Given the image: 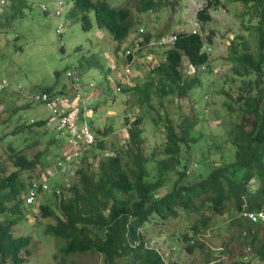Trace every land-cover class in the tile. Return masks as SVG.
Returning a JSON list of instances; mask_svg holds the SVG:
<instances>
[{
  "label": "trees",
  "instance_id": "16d2710c",
  "mask_svg": "<svg viewBox=\"0 0 264 264\" xmlns=\"http://www.w3.org/2000/svg\"><path fill=\"white\" fill-rule=\"evenodd\" d=\"M72 1L70 16L80 18L86 31L96 25L107 29L119 42L130 35L135 19L129 7H116L107 0ZM232 1L254 9L250 21L255 23H250L247 29L257 34L253 35V47L252 39L242 43L233 40L227 56L232 63L234 80L240 78L244 88H248V94L242 98L246 102L241 122L231 123L227 138L217 145L219 151L226 143L232 144L233 153L222 156L230 161L224 162L222 158L218 163L211 161L209 149H201L198 144L201 133L196 127L201 119L197 112L185 115L179 123L169 115L166 119L161 114L158 119L153 118L157 127L161 124L164 127L165 138L150 154L145 151L142 123L156 108L153 97L158 96L159 104L164 107L170 95L190 97L202 84L200 75L184 76L180 69L182 58L188 56L194 65L207 64L208 68L211 64L210 55L200 53L205 43L202 37L183 33L166 51L167 58L143 80L144 85L137 81L124 88L127 93L136 95L145 116L139 114L133 121L127 119V144L121 147L114 140L108 145L106 138L111 136L113 125L103 131L98 128L97 140L80 152L81 161L70 185L56 183L51 177L48 181L42 180L38 165L44 152L31 158L18 146L10 144V149L6 150L8 157L0 156V264H22L26 259L23 251H28L31 236H14L13 228L25 218L22 206L29 183L38 186L41 217L53 220L46 225V233L62 241L59 264L76 254H100L105 264H120V258H125L124 264H171L155 248L146 247L140 229L154 218H176L181 212L187 216L196 214L195 224L179 237L189 253L205 245L200 237L211 228L212 217L228 213L232 218L230 224L242 230L238 234L242 247L249 248L254 256L242 253L240 259L228 263L220 260L218 264H252L256 258L264 263L263 221L253 223L239 216L243 210L258 211L264 204V87H261L264 84V0ZM220 4L221 0H208L206 8ZM157 5L156 0H138L140 12ZM33 7V0H10L0 17V34L14 21L24 19ZM200 18L203 22L210 20L206 10L200 13ZM210 42L212 35L208 38ZM43 90L55 93V89L48 87ZM230 116L232 121L234 113ZM45 124V120L32 123L40 127ZM248 124L251 128L246 129ZM194 149L200 156L193 169ZM150 164L154 167L152 171ZM24 171L31 175L23 176ZM255 176L260 180V187L252 193L247 184ZM169 183L172 188L158 197L157 192ZM212 253L209 249L206 263L219 259L211 257Z\"/></svg>",
  "mask_w": 264,
  "mask_h": 264
},
{
  "label": "rangeland",
  "instance_id": "374dc122",
  "mask_svg": "<svg viewBox=\"0 0 264 264\" xmlns=\"http://www.w3.org/2000/svg\"><path fill=\"white\" fill-rule=\"evenodd\" d=\"M40 1L38 0L31 10L29 18L15 23L14 30L18 32L17 34L12 30L10 33L1 34L0 37V63L2 66L0 76L11 81H19L24 85V88L21 91H16L15 94L12 93L15 90L9 88L0 95V156L4 159L8 157L6 150L10 149V144L18 146L31 158L39 152H44L46 160L44 161L43 158L38 165L42 180L48 181L51 177L54 182L68 186L75 179L76 169L73 170L62 165L61 159L57 157L58 148L53 138L58 139L60 136L52 129L50 120L46 126L32 125L33 121L47 119L50 112L44 104L37 102L33 104L29 100L31 89L39 90L35 86L38 84L40 87L55 89V93L61 94V99H71L72 92L69 91L71 83L66 76V69L70 65H75L80 56L77 54L76 47H82L81 52L83 51L82 54L87 56V60H91L92 55L96 59L103 60L105 59L104 52L112 50L114 39L106 30L98 32L96 26L90 31H85L81 22L78 19H73L69 23L66 33L63 34V45L61 38L54 31V16L47 18L44 16L39 7ZM109 1L114 6L126 5L131 8L136 24L128 41L131 39L134 42L135 37L142 39L137 31L139 27H144L145 31L154 35L153 40H156L159 33L164 31H174L175 33L184 30L190 31L192 26L188 22V14L183 7L187 6L189 2L200 3L205 0H159L160 7L154 13H140L136 0ZM221 2L222 5L219 7L211 8V19L208 22H203V24L198 19V28L202 32L203 38L208 40V36L213 35L212 44H210L213 70L210 74H202L201 86L192 91L190 97L178 98L170 95L165 100L163 107L159 104V97L154 96L153 103L156 108L152 111L151 116L145 117L139 109L136 95L127 93L124 88L117 94L114 92L103 93L101 99L96 92L93 93V96L90 93L84 96L82 106L91 108L85 117L86 123L94 127L95 132L98 128L103 131L113 125L110 128L111 136L106 138L108 145H112L114 140L121 147L126 145L129 140L128 127L125 125L127 119L133 121L140 114L145 117L142 123L145 129L143 133L145 151L150 154L155 147L163 143L165 138L164 127L162 124L157 127L153 118L158 119L161 114L163 119H166V116L169 115L179 123L185 115L197 112L201 119L196 126L201 133V140L198 143L202 147L201 149H209L211 161L218 163L220 158L224 162L230 161V158L222 156L233 153L232 144L226 143L223 150L219 151H217V145L221 140L227 138L231 123L237 125L241 122L243 105L246 102L242 98L248 94V88H244V82L240 78L234 80L232 63L227 56L233 40L242 43L244 40L252 39L251 46L253 47L255 38L252 37L257 33L247 29L254 9L232 0H221ZM252 21L255 23L254 20ZM18 34L21 37L17 43L23 49L17 50L14 40ZM147 48L155 54L152 62L144 60L137 64L138 72L133 75L138 77H127V73H123L125 86L135 84L137 81L144 85L145 81L143 82V80L154 68V65L165 58L166 47L149 45ZM187 66L188 60L185 58L183 69ZM186 74L189 77L194 75L187 72ZM250 77L255 79L253 76ZM83 82L80 92L84 94L90 87L89 82H94L95 86L99 88L100 85L107 87L105 78L94 66L83 75ZM156 83L155 81L154 84ZM261 87H264V84ZM127 100L128 104L125 103ZM96 106L98 107L95 108ZM230 113H234L232 121L229 117ZM251 119H253V115H251ZM249 128H251V124L246 125V129ZM59 139H61V146H58L62 147L64 151L68 150L69 146L64 139ZM195 150L197 149H194V158L191 159L193 169L197 165L196 159L200 156V153ZM153 169L154 167L151 166V171ZM22 175L26 177L31 174L24 171ZM51 185L54 184L51 183ZM258 186L259 181L256 178L249 184V190L255 191ZM171 188L172 184L170 183L163 186L157 192V196H164ZM41 202L40 199L29 206L23 203L25 218L13 228L14 236H31L29 252L23 251V256L26 259L22 264H59L61 260L59 246L62 241L55 235L46 233V225L53 220L41 217L39 211ZM195 215L187 216L181 212L176 218L172 216L168 219L154 218L140 229L145 236L146 247L155 248L166 261L173 264H218L220 260L228 263L240 259L242 253L252 254L249 248L242 247L240 243L242 239L238 235L242 230L237 225L230 224L232 218L228 213L212 217L211 228L200 237V241H203L205 245L198 246L199 248L194 253H189L179 237L184 230H188L195 224ZM246 215L247 213L244 211L239 214L242 217H246ZM262 221L264 223V214ZM209 249L214 252L210 256L219 259L206 263V254ZM118 263L124 264L125 258L118 259ZM63 264H105V260L100 254H76L69 255ZM252 264L264 263L256 258Z\"/></svg>",
  "mask_w": 264,
  "mask_h": 264
},
{
  "label": "clouds",
  "instance_id": "9594fccd",
  "mask_svg": "<svg viewBox=\"0 0 264 264\" xmlns=\"http://www.w3.org/2000/svg\"><path fill=\"white\" fill-rule=\"evenodd\" d=\"M92 1L93 2H100L103 0H92ZM107 1L110 3L109 0H107ZM33 2H34V6H35L38 3V0H33ZM136 2L138 5V0H136ZM156 2L158 3L157 7L150 8L149 10L143 11V12H140L139 9H138V11L140 13H145V12L154 13V11L157 10L158 7H160V1L156 0ZM39 3H40L39 7L43 11V14L46 18L49 16H54L53 17V20H55L54 31H56L57 35L61 38V40H62L63 34L66 33V30H67L69 23L71 21H73V19H78L81 22V25L83 28L84 23L81 21L80 18H74V17L70 16L71 9L74 6V3L72 0H41ZM9 5H10V0H4V3L0 5V17L5 13V11L7 10ZM207 5H208V0H205V1L200 2V3L199 2H192V3L189 2L187 6L183 7V9L188 14L187 19H188V22H190V26H192V29L190 31L184 30V31L176 32V33L174 31L173 32H170V31L160 32L156 40H153L155 38V36L152 35L151 33H148L147 31H145L144 27H139L137 31L142 36V39L135 37L134 42L131 39L128 41V38L131 35V33L135 27V24H136V22H134V26L131 30V33L127 37L126 40L119 42L118 40H115L113 38L114 43L112 45V50L109 52L108 51L104 52L103 57L105 59H103V60L96 59L93 57V55L90 57L91 60H89V59L87 60V56L82 54L83 51L81 52L82 47L77 46L76 47L77 54H80V56H79L75 65H70L66 69V76L69 79V83H71V86L69 87V91L72 92L71 99H67V98L61 99L60 93L59 94L58 93H49V92L43 90L45 87H40L38 84H36L35 86L38 87L39 90L31 89V95L29 97V100L32 101L33 104H35L36 102L42 103L47 107L50 114H49L47 119H44L46 121V124L48 123V120H50V125H51L52 129L56 133H58L60 136L59 138H63L64 141L66 142V144L69 146L68 150L64 151V149L62 147H59V146H61V139H59V138L54 139L53 138L54 142L56 143V147L58 148L56 151V155H57V157H59L61 159L62 165H65V166L75 170L81 161L80 152L82 150L86 149V145L89 146V145H91V143H93L97 140V134L98 133L91 129L90 124H87L86 119H85L87 112H90L91 108L82 106L84 96L86 94H88L89 91L95 89L96 86H95L94 82H89L88 83L90 85L89 89L86 91L85 94L81 93L80 90H82V86L84 84L83 75L86 72L90 71L92 66L96 67L98 69L99 74H101V76L105 78V80L107 82V87L109 88L110 92H114L115 94H117L118 92L121 91L122 88L127 87V86H125V83L123 81V73L124 74L127 73L126 74L127 77L133 76V78H134V76H137V75H133V74L138 72L137 71V68H138L137 64L144 62V60H146V62H149V63L152 62L153 56L155 54L153 51H150L147 48L149 45H152V46L157 45V47L161 45L163 47H166L165 50L167 51L169 48H171L174 45V43L177 41L178 37L183 33L199 34L202 37V39L205 41V43L201 47L200 53H205V52L208 53L210 55V61H211V53L210 52L212 50V47L210 44H212V42L208 43V40H205L203 38V34L198 28L199 20L203 23V19L200 18V13L202 11L206 10L208 15L210 16V19H211V13H212L211 8L212 7H214V8L219 7L220 5H222V2L219 6H210V7L206 8ZM116 7H119V6H116ZM120 7H123V6H120ZM125 7H129V6L125 5ZM194 10H195V13H193ZM30 12H31V10L28 12L27 16L24 19L29 18ZM91 16H92V14H91ZM21 20H23V19H18L16 21H14L12 26L10 28H8L5 32H2L1 34L10 33L12 30L15 29V23H17L18 21H21ZM93 21L95 22L94 19H93ZM249 22L253 23V21L251 22L250 19H249ZM250 23H248V25ZM93 28H91L90 30H92ZM97 28H98L97 29L98 32H101V30L108 31L107 29H104V28H99V27H97ZM90 30H88V31H90ZM17 33L18 32L15 31V34H17ZM1 34H0V37H1ZM15 34H14V36H15ZM109 34L112 36V34L110 32H109ZM209 36H211V35H209ZM209 36H208V38H209ZM20 37H21V35L18 34L14 40V46L16 47L17 50L23 49V47L19 46L17 43V40L20 39ZM212 37H213V35H212ZM62 44L64 45L63 40H62ZM166 51H165V58H167ZM79 52H81V53H79ZM185 58L188 60V66L183 69V60ZM160 63L161 62H157V64L154 65V67H157ZM211 64H212V61H211ZM211 64H210L209 68H208L207 64L206 65H194L188 56H184L182 58V65H181L180 69L182 70V72L186 78H192L196 75H200V77L202 78V81H203L202 74L212 73L213 68H212ZM87 67H88V69H87ZM186 72L189 74H194V75H191L189 77V75H187ZM3 80H5L7 82V84H5L4 88L1 89L0 95L4 91L8 90L9 88H13L15 90L14 92H12L14 94L17 93L16 91H21V89L24 88V85L21 82L11 81L10 79H8L6 77L0 76V81H3ZM133 85H135V84H131L128 87L133 86ZM40 93H47L50 97L49 102L53 103L55 108H57L58 111L60 112V114L63 117H66V119H68V124H66L65 128L58 129V127L53 123V119H52L53 111H51V109L49 108L48 103L43 102L41 100H35L33 98L34 95H37ZM229 117H231V116L229 115ZM36 121H33V123H35ZM46 124L44 126H46ZM85 126L94 135V139L92 142L86 141V136L84 135V129H83ZM38 127H40V126H38ZM45 160H46V156L44 158V161ZM256 178H257L256 176L253 177L252 180L247 184L248 191H250L249 190V184H251L252 181ZM258 181H259V186L257 187V189L255 191H250V192L256 193L258 191V189L260 187V180L258 179ZM31 187H32V185L29 183L26 194H25V198L23 200V203L26 206L33 205L41 199L37 193L36 199L33 202L27 201V197L29 195V191H30ZM243 211L247 213L245 218H247L248 220H250L253 223H257L259 221H262V217L264 214V204H263L262 208L258 211H249V210H243ZM171 264H173V263H171Z\"/></svg>",
  "mask_w": 264,
  "mask_h": 264
},
{
  "label": "built area",
  "instance_id": "2783aa9c",
  "mask_svg": "<svg viewBox=\"0 0 264 264\" xmlns=\"http://www.w3.org/2000/svg\"><path fill=\"white\" fill-rule=\"evenodd\" d=\"M3 3H4V0H0V5ZM5 84H7V82L5 80L0 81V91H1V89L4 88ZM33 98L35 100H41L43 102L48 103L49 108L51 109V111H53V117H52L53 123L58 127V129H63L66 127V124H68V119H66V117H63L60 114V112L58 111L57 108H55L53 103L49 102L50 97L47 93H40V94L34 95ZM83 129H84V135L86 136V141L92 142L94 139L93 133L86 126ZM43 186H44V188H47L46 185H43ZM37 187L38 186L36 184H34L30 188L29 195L27 197L28 202H33L36 199Z\"/></svg>",
  "mask_w": 264,
  "mask_h": 264
},
{
  "label": "crops",
  "instance_id": "0c3cea01",
  "mask_svg": "<svg viewBox=\"0 0 264 264\" xmlns=\"http://www.w3.org/2000/svg\"><path fill=\"white\" fill-rule=\"evenodd\" d=\"M87 69H88V67H87ZM101 73H102V72H101ZM107 90L110 92V90H109L108 87H104V86L100 85V88H99V87H96L95 89L89 91L88 93H90V95L93 96V93L96 92V93H98V96H99V98L101 99V98L103 97V93H108V92H105V91H107ZM101 101H102V100H101ZM102 102H103V101H102Z\"/></svg>",
  "mask_w": 264,
  "mask_h": 264
}]
</instances>
